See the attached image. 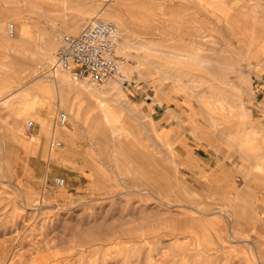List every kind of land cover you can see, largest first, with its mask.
Masks as SVG:
<instances>
[{
  "label": "rangeland",
  "instance_id": "rangeland-1",
  "mask_svg": "<svg viewBox=\"0 0 264 264\" xmlns=\"http://www.w3.org/2000/svg\"><path fill=\"white\" fill-rule=\"evenodd\" d=\"M53 1L55 8L69 10V0ZM100 2L94 17L120 29L118 55L135 80L129 89L121 80L97 86L76 82L66 71L53 72L61 37L68 33L34 37L23 25L25 40L18 33L11 38L8 26L17 27L18 9L29 0H0V115L10 112L15 122L33 111V104L22 106L19 98L34 88L36 111L45 117L25 118L21 139H5L0 128V152L5 151L0 187L9 201L0 218V264H240L244 255L253 259L252 247L237 250L240 213L196 196L183 165L184 150L173 159L174 145L161 139L168 135L152 121L146 104L163 102L166 109L176 104L186 116L192 112L188 120H195L182 128V137L185 131L205 133L215 151H236L238 145L243 150L245 141L251 146L252 136L246 134L251 117L243 104L254 96L253 72L251 65L248 72L240 68L248 55L242 43L232 41L235 29H230L228 49L221 51V44L195 29L188 0ZM252 8L246 5L250 13ZM256 9L264 12L263 6ZM261 25L264 30L263 19ZM83 84L102 94L93 95ZM100 99L115 129L103 121ZM61 111L72 114L65 127L57 124ZM30 120L37 124L31 133ZM58 141L63 145L57 147ZM17 163H30L34 171L17 172ZM56 177L70 187L58 189ZM81 181L93 187L94 195L73 202Z\"/></svg>",
  "mask_w": 264,
  "mask_h": 264
},
{
  "label": "crops",
  "instance_id": "crops-1",
  "mask_svg": "<svg viewBox=\"0 0 264 264\" xmlns=\"http://www.w3.org/2000/svg\"><path fill=\"white\" fill-rule=\"evenodd\" d=\"M53 2L29 0L27 5L19 7L20 21L16 27V35L19 34L20 39H24L21 35L23 25H27L34 37L44 33L55 36L61 31L77 34L95 18L94 13L100 10L101 3L100 0H69V10L65 11L55 8ZM188 5L190 19L195 29L202 30L212 42L221 44V51L228 49L230 35L234 36V31L231 30L230 33L232 28L235 29L237 36L232 41L243 44L242 52L247 53L248 61L242 63L240 68L248 72L247 68L251 65L253 72L254 96L250 103L243 104L251 117V133L246 134H251L252 145L249 146V142L245 141L243 148H247L243 150L238 145L236 151L223 147H220L219 151L216 148L215 151V146L209 143V138L204 136L205 133L195 135L191 131H185V136L182 137V128H187L195 120L194 118L193 121L188 120L192 112L186 116V112L181 113L175 103L174 108L166 109L163 102H146L148 106L151 105V108H146L151 109L149 110L152 121L168 135L161 139L174 145L173 159L177 160L182 155L181 149L184 150L183 165L191 184L195 187L196 196L207 204L227 206L240 213L235 232L242 240L237 244V250L246 252L252 247L254 253L253 259L244 255L240 264H264V30L261 25L262 19L264 22V12L256 9L264 7V0H188ZM246 5H252L251 13L249 10L246 11ZM208 50L211 51L212 47ZM207 58L211 59L210 55H206L205 59ZM33 89H27L19 98L23 102L22 106L26 101V106L33 104V111H27L21 117L18 115L15 122L10 112H1L0 124H3L0 128L2 127V136L5 139L13 136L21 139L20 128H23L25 118H45L40 117V113L36 111L37 96L33 98L32 92L35 93ZM148 98L149 96H146V100ZM145 106L142 104L143 108ZM13 123H16V126ZM245 138L244 140H249V135ZM1 142L4 148V143ZM0 155L2 156L0 170L5 171L3 163L5 151L2 150ZM16 155L20 156L21 151L18 150ZM33 167L30 163L28 165L17 163L16 171L30 172L34 171ZM66 186L70 187L67 183L64 187H57L65 189ZM92 188L91 185L86 186L84 181L79 182L77 190L72 193L73 202L81 203L85 199H90L94 195L93 191H90ZM69 191L67 189V192ZM4 195L5 191L0 187V218L5 212V204L9 202ZM62 199L63 197H60L61 201ZM2 218L4 219V216ZM0 235L4 233L0 231ZM245 237L247 239H244Z\"/></svg>",
  "mask_w": 264,
  "mask_h": 264
},
{
  "label": "built area",
  "instance_id": "built-area-1",
  "mask_svg": "<svg viewBox=\"0 0 264 264\" xmlns=\"http://www.w3.org/2000/svg\"><path fill=\"white\" fill-rule=\"evenodd\" d=\"M10 37L16 36V26H8ZM120 29L112 21L94 18L82 31L77 34H65L61 37L60 45L51 67L53 72H70L76 82L84 81L88 84L103 86L114 80H121L126 88H130L135 80L125 70L126 60L118 55ZM69 123V116L61 111L57 124L65 127ZM33 120L27 123V132L35 128ZM58 141L56 146H62ZM55 185L64 187L66 180L56 177Z\"/></svg>",
  "mask_w": 264,
  "mask_h": 264
},
{
  "label": "bare ground",
  "instance_id": "bare-ground-1",
  "mask_svg": "<svg viewBox=\"0 0 264 264\" xmlns=\"http://www.w3.org/2000/svg\"><path fill=\"white\" fill-rule=\"evenodd\" d=\"M246 30H247V28H246ZM250 30V29H249ZM251 31V30H250ZM1 32V31H0ZM3 32V31H2ZM8 34H9V32H8ZM10 36V35H9ZM11 38H14V37H11ZM264 39V38H263ZM263 39H262V41H263ZM264 47V46H263ZM184 59H186V60H190V61H192L193 59L192 58H190V57H183ZM193 61H195V60H193ZM196 62V61H195ZM202 63V62H201ZM69 74H71L70 72H68ZM83 85H85V86H88V90H89V92L90 93H92L93 95H100V94H102V92L100 91V90H98V88H95V87H93V86H89V85H87V84H83ZM99 101V110H100V112H101V114H102V117H103V121L107 124V126H109L111 129L113 128V129H115L114 128V125H113V120H112V118H111V116H110V112H109V108L107 107V106H105V104H103V100L102 99H100V100H98ZM68 116H70L71 118H72V114L68 111ZM45 128L48 130L49 129V125L47 124L46 126H45Z\"/></svg>",
  "mask_w": 264,
  "mask_h": 264
}]
</instances>
